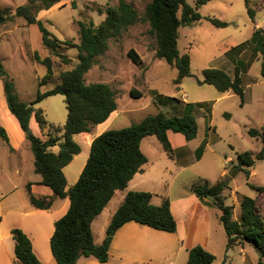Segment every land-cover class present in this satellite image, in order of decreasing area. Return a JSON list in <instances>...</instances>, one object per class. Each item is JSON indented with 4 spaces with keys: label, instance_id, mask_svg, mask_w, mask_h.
I'll use <instances>...</instances> for the list:
<instances>
[{
    "label": "rangeland",
    "instance_id": "374dc122",
    "mask_svg": "<svg viewBox=\"0 0 264 264\" xmlns=\"http://www.w3.org/2000/svg\"><path fill=\"white\" fill-rule=\"evenodd\" d=\"M27 1L0 0V9L11 8L15 12L18 6ZM127 1L143 15L151 0ZM187 1L193 6L198 5V0ZM118 3L119 0H60L51 8L41 10L38 17L59 39L79 43L80 22H94L99 25L107 15L99 9L105 11L109 6H117ZM198 6L203 18L191 25L181 26L178 39L181 54H189L191 57L193 76H186L181 82H177L178 67L157 57L156 39L149 33L150 25L139 22L129 26L119 36L110 38L108 50L97 57L96 63L86 74V80L107 82L117 91L120 113L110 128L130 125L162 110L179 116L190 112L197 119V136L192 140H184L188 146L180 148L183 146L182 141L177 138L173 140V147L176 145L180 148L174 157L168 154L157 136L149 135L146 138L142 148L150 162L145 168L149 182L155 184L156 188H163L161 190L164 191L168 187L172 193L181 190L192 192L191 185L194 182L206 179L215 183L226 175L229 188L223 195L227 203H234L233 218H240L243 195L257 197L264 215V192H259L250 185H264V159L256 161L249 178L243 171L231 172L238 153L252 151L257 154L262 148L260 137L251 136L249 129H261L264 126V53L257 49V41L252 38L257 27H262L264 32V0H250V6L256 11L255 21L248 12L245 0H210ZM208 17L227 21L228 25L217 26ZM239 44L242 45L234 47ZM130 48L139 52L144 61L143 65H137L128 56ZM228 50L230 51L227 56ZM36 51L41 57L50 56L53 60L54 74L43 84L41 81L47 74V67L34 59ZM79 52L77 47L63 44L60 53L70 59L68 63L63 62L43 44L39 26L28 24L24 17L17 16L14 20L0 25V58L24 101L34 99L39 90L46 91L58 84L61 73L78 64ZM238 60L243 63V105L241 97L233 90L221 92L214 85L199 81L204 77L203 70L208 67L222 68L234 75ZM131 89L140 90L143 95L133 97L130 94ZM184 93L187 94L186 100L182 98ZM204 101L208 103L202 104ZM5 103L7 101L3 80L0 78V121L6 126L13 140H16L20 135L19 127L15 118L9 112L6 113ZM37 107L44 109L45 117L51 124H65L68 109L64 95L48 96ZM98 126L99 124L93 128L94 134L101 129ZM178 134L182 135L179 132ZM76 139L81 144L82 151L64 168L68 187L76 183L83 170L82 166L84 168L90 155V144L87 143L89 137ZM204 140L209 145L204 157L198 160L195 157L196 150ZM29 143L26 148L22 146L23 160L20 161L16 155L10 154L8 144L0 138V174L8 173L13 182L18 183V175L10 173L13 170L10 169L11 166L18 163L25 168L27 175L39 177L34 170L35 158ZM54 150L57 151L58 147ZM118 193L105 216L98 218L95 226L97 233L102 229L103 219H107L106 216L119 200L122 192ZM218 212V208L211 211L212 222L209 227L213 228V233L209 230V234L204 231L198 235L203 242H206V238L210 240L209 245H206L209 249L204 247L215 254V264H259L261 254L255 245L246 243L244 246L227 247V234L216 216Z\"/></svg>",
    "mask_w": 264,
    "mask_h": 264
},
{
    "label": "trees",
    "instance_id": "16d2710c",
    "mask_svg": "<svg viewBox=\"0 0 264 264\" xmlns=\"http://www.w3.org/2000/svg\"><path fill=\"white\" fill-rule=\"evenodd\" d=\"M59 1L28 0L18 6L15 12L11 8H1L0 25L14 20L17 16L24 17L28 24L39 26L43 44L63 62L68 63L70 59L60 53L62 45L77 47L80 51L78 64L72 69L64 70L58 84L46 91L39 90L36 97L30 101L20 98L15 81L1 58L0 78L3 80L7 105L30 142L35 158V172L41 175V184L49 186L54 192L49 196H37L29 183L27 189L31 203L36 207L49 209L56 197H69L71 201L68 211L56 221L55 231L51 237V248L57 264H77L82 256H94L101 262H106L109 259V246L113 236L126 222L137 221L170 232L177 230V220L172 213L169 198H165L162 204H154L153 192L145 190L127 192L114 213L101 244L94 240L92 224L116 191L125 189L130 180L142 171L143 166L149 161L142 148L145 137L156 135L164 149L172 155L173 146L169 130L183 133L187 140H192L197 136L199 125L190 112L179 116L159 111L128 126L105 130L92 140L87 162L77 182L68 188L64 168L82 151V146L75 136L84 132L91 133L96 125L106 121L118 107L117 91L113 86L107 82H87L86 74L96 63L97 57L108 50L111 37L119 36L131 25L146 22L150 25L149 33L156 39L157 57L164 58L178 67L176 81L181 82L184 77L193 76L190 55L181 54L179 49V29L181 26L201 20L203 16L198 5L210 0H198L197 6L191 5L187 0H151L146 5L143 15L131 2L119 0L117 6H109L105 11L99 9L101 13L107 14L99 25H95L94 22H80L79 43L59 39L38 17L41 10L49 9ZM245 3L252 20L255 21L256 11L250 6V0H245ZM208 19L217 26L228 25L227 21L217 17ZM252 38L257 41V49L264 53L263 28L257 27ZM240 45L242 44L234 47ZM229 51L226 52L227 56ZM128 56L137 65H143L144 61L135 48L128 50ZM34 59L47 67V74L41 81L43 84L54 74L53 60L50 56L41 57L37 51ZM236 62L238 64L234 75L222 68L208 67L203 70L204 77L199 81L212 84L221 92L233 90L241 97L243 105L245 101V88L241 76L243 63L240 60ZM262 74L264 75V67ZM56 94L64 95L67 104L68 115L63 126L51 124L45 117L44 109L37 107L46 97ZM130 94L133 97L143 95L142 91L137 89H131ZM33 115L46 138L32 131ZM28 131L31 133L27 134ZM249 134L260 137L261 150L257 154L252 151L238 153L236 164L231 168V172L243 171L248 178L256 161L264 159V126L261 129L250 128ZM0 138L13 149L9 133L1 121ZM206 143V140L201 143L199 153H203ZM55 147H58L57 151L54 150ZM250 185L255 190L264 192V185L252 183ZM227 188L229 180L226 175L215 183L201 179L191 185L192 193L202 201L213 200L221 210L220 221L227 234V247L251 243L260 251L259 264H264V215L259 207L258 198L243 195L240 218H233L234 205L228 204L223 195ZM12 234L15 240L16 264H44L34 252L30 237L21 228L14 227ZM215 259L214 253L197 244L189 249L187 264H213Z\"/></svg>",
    "mask_w": 264,
    "mask_h": 264
},
{
    "label": "crops",
    "instance_id": "0c3cea01",
    "mask_svg": "<svg viewBox=\"0 0 264 264\" xmlns=\"http://www.w3.org/2000/svg\"><path fill=\"white\" fill-rule=\"evenodd\" d=\"M229 73L233 75L230 71ZM226 92H229V90ZM182 98L185 100L188 99L187 94L184 93ZM206 103H208V101L202 102V104ZM5 106L6 113L9 112L10 115L15 118L20 134L16 140H13L9 132L10 144L13 149H11L9 145L8 148L10 150V154L16 155L17 158L22 161L23 158L21 148L22 146H25V148L28 147L27 144L29 140L26 137V133L20 127L17 118L11 113L7 103H5ZM119 113L118 106L117 109L111 113L109 118L102 122V125H100L101 123L99 124L101 129L96 134H94L93 131L91 133L84 132L76 135L75 138L89 137L90 140L87 143L91 146L94 137L101 134L105 130L111 129V123L117 118ZM166 113L171 115L169 111ZM31 128L36 135L46 138L36 120L35 115L31 118ZM181 134L182 135H179L178 132L169 130L171 143L175 138H177L179 141H182L183 146L180 148H183L188 145H185L184 142V140H187L185 135L183 133ZM147 137L143 139L142 145ZM173 144L174 142L172 143V146ZM208 145L207 141L203 153H199L200 146L197 148L195 157L198 160L204 157L205 150ZM180 148H177L175 145L173 147V154L170 156L174 157L177 150ZM182 154L184 155L185 153L183 152ZM179 155L183 156L181 154ZM75 158L76 155L74 159ZM149 162L150 158L147 163ZM147 163L143 166L142 171L138 172L134 178L130 180L125 189L116 191L115 195L109 201L104 210L95 218L92 224L94 240L97 244H101L103 242L108 225L129 190H145L153 192L152 202L158 205L162 204L165 198H169L172 213L177 220V230L170 232L157 229L137 221L126 222L117 229L113 236L109 246L108 261L101 262L94 256H82L78 260L77 264H187L189 249L191 247L201 244L208 248L206 245H209L210 240L206 238V242H203V240L198 238V235L204 231H207L209 234V230L213 233V228L209 227V223L212 222L211 211H213L214 208H218L213 203V200L206 199V201H202L190 191L186 192L181 190L176 193H172L168 187L167 189H164V191L161 190L163 188H156L155 184L149 182L148 171L145 168ZM10 169H13L10 173L14 172L18 175L17 178L19 181L18 183L13 182L8 173H6V175H4L5 173L0 174V264H16L15 240L12 234V229L14 227L21 228L30 237L34 252L44 264H57V259L55 258L51 248V237L55 231L56 221L61 218L70 207V198L56 197L53 206L49 209L36 207L30 201L27 185L30 183L31 190L37 196L53 195V190L49 186L41 184L42 177L40 174L39 177L35 175H27L24 172L25 168L23 169L21 164H13ZM118 192H122L119 200L111 209L110 214L106 216L107 219H103L102 229L100 233H97L95 226L98 222V218L100 216H105L104 214H106L107 210L111 208L114 198L119 194ZM236 203H238V200ZM228 204L234 203L233 201H229ZM218 210L219 212L216 213V216L220 220L221 210L219 208ZM213 264H215V261Z\"/></svg>",
    "mask_w": 264,
    "mask_h": 264
},
{
    "label": "water",
    "instance_id": "95a60500",
    "mask_svg": "<svg viewBox=\"0 0 264 264\" xmlns=\"http://www.w3.org/2000/svg\"><path fill=\"white\" fill-rule=\"evenodd\" d=\"M30 133H31V131H28V132H27V134H30Z\"/></svg>",
    "mask_w": 264,
    "mask_h": 264
}]
</instances>
